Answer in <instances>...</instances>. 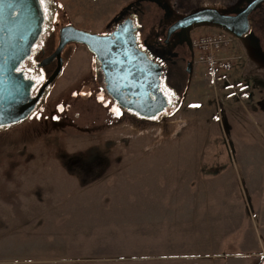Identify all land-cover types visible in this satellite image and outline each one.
<instances>
[{
	"label": "rangeland",
	"instance_id": "rangeland-1",
	"mask_svg": "<svg viewBox=\"0 0 264 264\" xmlns=\"http://www.w3.org/2000/svg\"><path fill=\"white\" fill-rule=\"evenodd\" d=\"M55 1L60 25L98 35L143 2L145 38L251 0ZM261 5L253 33L264 39ZM262 54L256 39L236 38L224 83L210 87L195 64L175 111L147 122L120 112L113 123L116 106L92 91L94 55L69 44L45 107L0 129V264H264Z\"/></svg>",
	"mask_w": 264,
	"mask_h": 264
},
{
	"label": "water",
	"instance_id": "water-1",
	"mask_svg": "<svg viewBox=\"0 0 264 264\" xmlns=\"http://www.w3.org/2000/svg\"><path fill=\"white\" fill-rule=\"evenodd\" d=\"M263 2L255 0L246 10L233 16L217 9H203L180 19L175 29L185 31L192 26L210 24L229 31L237 39H244L251 31L252 12ZM44 22L40 0H0V129L15 126L33 114L43 91L62 74V53L73 43L86 46L94 55L105 75L107 93L123 110L152 121L168 108L167 98L161 91L162 67L139 50L131 20L106 36L72 25L63 27L55 53L39 65L44 67L57 60V68L42 86L39 96L33 97L34 81L27 79L24 71L16 69L31 57Z\"/></svg>",
	"mask_w": 264,
	"mask_h": 264
},
{
	"label": "flooded vegetation",
	"instance_id": "flooded-vegetation-1",
	"mask_svg": "<svg viewBox=\"0 0 264 264\" xmlns=\"http://www.w3.org/2000/svg\"><path fill=\"white\" fill-rule=\"evenodd\" d=\"M144 1L152 2V0ZM254 1L255 0H251L249 4L245 8L241 9L239 12L227 13L226 15H237L238 13L246 10ZM261 4H259L255 8V10L250 16L251 31L247 36H245V38H249V40L256 39L259 42L263 51L262 57L264 59V39L259 36L257 37L253 33L257 22L254 13L260 6H262ZM143 5V2H136L125 7L117 16L115 20V25H113L112 30H109L103 35H111L116 30H118V28L123 25L126 21L131 20L133 22L134 28L136 29L135 35L137 37L139 50L145 53L149 60L162 67V74L160 76L161 91L163 95L167 98L169 106L160 115L153 119L154 121H156L158 119L165 118L167 114L175 111L176 107L180 106L183 93L185 89L187 90V88L189 87L192 75L194 74L195 53L191 46V41L193 37H191V39L189 37V28H187L185 31H183L182 29H175L180 19L174 20L172 23L167 24L165 26L163 23L159 27L158 33H155L156 29H153L152 34H150L149 36H145L144 38V33L141 30V23L145 14ZM162 8H164V6ZM42 9L44 11L45 16L43 31L36 45L33 48L31 57L26 61L24 66L20 68L22 71L25 72V77L27 79H32L34 81L35 87L32 90L33 97L39 96L42 86L46 83V81L57 68V60H54L49 65L44 67H39V65L45 59H48L55 53L60 43V31L63 27L66 26H62L59 23V10L55 0H45ZM45 9H47V13H45ZM170 15L171 14L168 12L167 16ZM96 68L97 71L94 75L96 81V90L92 91L94 93L100 92L105 94V96L111 101V103L115 105L116 108L120 109V112L129 115L131 118L139 122H147L143 119L138 118L136 115L126 110H123L119 106V104L107 93L105 75L101 69V65L97 61ZM59 77L57 78V80L59 79ZM54 84L55 83H53L51 86L47 87L43 91L39 104L36 107V113L45 107L48 93L50 92V89ZM151 99L154 100V97L151 96ZM169 101H171V103ZM119 121L120 116L115 113L112 122L115 123Z\"/></svg>",
	"mask_w": 264,
	"mask_h": 264
},
{
	"label": "built area",
	"instance_id": "built-area-1",
	"mask_svg": "<svg viewBox=\"0 0 264 264\" xmlns=\"http://www.w3.org/2000/svg\"><path fill=\"white\" fill-rule=\"evenodd\" d=\"M234 39L233 34L222 28L216 33L192 38L195 64L203 69L210 87L216 88L224 83L234 69L237 58L229 55Z\"/></svg>",
	"mask_w": 264,
	"mask_h": 264
},
{
	"label": "snow or ice",
	"instance_id": "snow-or-ice-1",
	"mask_svg": "<svg viewBox=\"0 0 264 264\" xmlns=\"http://www.w3.org/2000/svg\"><path fill=\"white\" fill-rule=\"evenodd\" d=\"M45 3V0H40V4L41 6H43ZM45 13H47V9H45ZM16 71H22L21 69H16ZM75 95V93H74ZM100 99H103V97H100ZM171 103V101H169ZM193 107H199V105H193ZM113 111L119 116L121 113H120V109L119 108H114ZM155 118V117H153Z\"/></svg>",
	"mask_w": 264,
	"mask_h": 264
},
{
	"label": "crops",
	"instance_id": "crops-1",
	"mask_svg": "<svg viewBox=\"0 0 264 264\" xmlns=\"http://www.w3.org/2000/svg\"><path fill=\"white\" fill-rule=\"evenodd\" d=\"M5 214L9 215V217L7 216V219L8 220H11L12 218H14V215H15V219L18 217L16 214L14 213H10V212H5ZM14 214V215H13ZM76 213H73L71 215H75Z\"/></svg>",
	"mask_w": 264,
	"mask_h": 264
}]
</instances>
